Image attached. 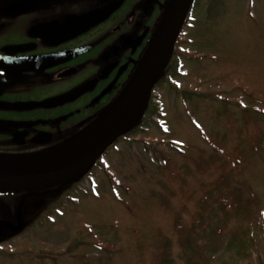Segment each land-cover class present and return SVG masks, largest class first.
Returning a JSON list of instances; mask_svg holds the SVG:
<instances>
[{
    "label": "rangeland",
    "instance_id": "rangeland-1",
    "mask_svg": "<svg viewBox=\"0 0 264 264\" xmlns=\"http://www.w3.org/2000/svg\"><path fill=\"white\" fill-rule=\"evenodd\" d=\"M191 13L176 46L188 62L156 88L148 129L106 152L94 191L36 201L0 264H264V0H195ZM242 231L259 262L229 247Z\"/></svg>",
    "mask_w": 264,
    "mask_h": 264
},
{
    "label": "flooded vegetation",
    "instance_id": "flooded-vegetation-1",
    "mask_svg": "<svg viewBox=\"0 0 264 264\" xmlns=\"http://www.w3.org/2000/svg\"><path fill=\"white\" fill-rule=\"evenodd\" d=\"M168 1L0 0L1 154L48 150L94 122L135 71ZM98 165L71 185L0 193V240L39 217L36 201H72L81 182L96 188Z\"/></svg>",
    "mask_w": 264,
    "mask_h": 264
},
{
    "label": "water",
    "instance_id": "water-1",
    "mask_svg": "<svg viewBox=\"0 0 264 264\" xmlns=\"http://www.w3.org/2000/svg\"><path fill=\"white\" fill-rule=\"evenodd\" d=\"M192 0H169L128 82L98 118L73 139L38 153L1 154L0 192L45 190L82 177L104 150L140 122L163 76ZM22 203L18 206L20 215ZM19 228V227H18Z\"/></svg>",
    "mask_w": 264,
    "mask_h": 264
},
{
    "label": "trees",
    "instance_id": "trees-1",
    "mask_svg": "<svg viewBox=\"0 0 264 264\" xmlns=\"http://www.w3.org/2000/svg\"><path fill=\"white\" fill-rule=\"evenodd\" d=\"M169 66H170V64H169ZM178 67H179L177 69L178 72H179L178 74L181 75V73H180L182 71L181 66H178ZM184 95H187V93H183L182 96H184ZM227 195L228 196H232V195H229V193ZM232 197L234 199V202L233 203H229V204L233 206V205H235V200L236 199H235L234 196H232ZM245 210H248L247 205L245 207ZM257 215L260 217V219H262V222H263L262 227L264 228V207H262L259 210V213H257ZM241 233L242 234L233 233L231 235L230 239L228 240L229 247L231 246L232 249H234L236 251V253H238L239 250L242 251V249H243V253H242V256L243 257H245V254H247V253H245V250H248L247 251L248 252V256L247 255L246 256L249 257L250 256L249 250H250L254 255H256V260L259 262V258L261 259V256L259 255L258 249L255 248V242H256V239H257L256 238L257 237L256 234L255 233L253 234L252 232H244V231H242ZM245 237H246V239L244 241L240 240V238H245ZM238 241H242V242L238 244ZM246 242L249 243V246L248 247H244V248L240 247V246H243V245L245 246L246 245Z\"/></svg>",
    "mask_w": 264,
    "mask_h": 264
},
{
    "label": "bare ground",
    "instance_id": "bare-ground-1",
    "mask_svg": "<svg viewBox=\"0 0 264 264\" xmlns=\"http://www.w3.org/2000/svg\"><path fill=\"white\" fill-rule=\"evenodd\" d=\"M73 182H71V183H66V184H69V185H71ZM62 185H65V183H63ZM97 194V193H96Z\"/></svg>",
    "mask_w": 264,
    "mask_h": 264
}]
</instances>
